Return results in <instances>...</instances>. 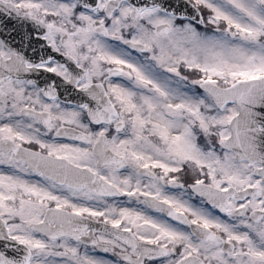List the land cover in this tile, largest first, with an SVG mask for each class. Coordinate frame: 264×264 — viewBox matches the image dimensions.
<instances>
[{"label": "snow or ice", "instance_id": "1", "mask_svg": "<svg viewBox=\"0 0 264 264\" xmlns=\"http://www.w3.org/2000/svg\"><path fill=\"white\" fill-rule=\"evenodd\" d=\"M0 264H264V0H0Z\"/></svg>", "mask_w": 264, "mask_h": 264}]
</instances>
